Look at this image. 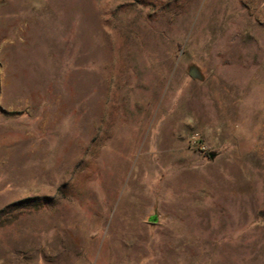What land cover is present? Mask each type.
<instances>
[{"label": "rangeland", "instance_id": "rangeland-1", "mask_svg": "<svg viewBox=\"0 0 264 264\" xmlns=\"http://www.w3.org/2000/svg\"><path fill=\"white\" fill-rule=\"evenodd\" d=\"M0 264H264V0H0Z\"/></svg>", "mask_w": 264, "mask_h": 264}, {"label": "bare ground", "instance_id": "bare-ground-1", "mask_svg": "<svg viewBox=\"0 0 264 264\" xmlns=\"http://www.w3.org/2000/svg\"><path fill=\"white\" fill-rule=\"evenodd\" d=\"M176 206V205H175ZM174 207V206H173ZM174 208H176V207H174ZM182 217V216H181ZM183 219H184V217H183ZM200 220V219H199ZM183 221V220H182ZM187 221V220H186ZM185 221V222H186ZM184 222V221H183ZM197 228H200V229H198V230H201L202 231V233H200V234H198V235H200V238H202V236H205V239H208L209 238V234H207V233H204V228H202V225L200 224V225H197L196 226ZM217 228V227H216ZM223 229H224V218H223V216H219V219H218V232H220V231H223ZM223 233V232H222ZM185 238V237H184ZM210 238H211V236H210ZM181 239V238H180ZM204 239V238H203Z\"/></svg>", "mask_w": 264, "mask_h": 264}, {"label": "water", "instance_id": "water-1", "mask_svg": "<svg viewBox=\"0 0 264 264\" xmlns=\"http://www.w3.org/2000/svg\"><path fill=\"white\" fill-rule=\"evenodd\" d=\"M189 75L191 77H193V78H196L197 77V73H196V71L194 69H190ZM214 157H215L214 154H212V153L209 154V158L210 159H213Z\"/></svg>", "mask_w": 264, "mask_h": 264}]
</instances>
